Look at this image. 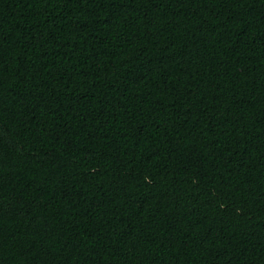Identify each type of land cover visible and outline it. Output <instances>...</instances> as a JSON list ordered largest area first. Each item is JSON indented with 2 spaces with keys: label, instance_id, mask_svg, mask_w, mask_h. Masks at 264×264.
I'll list each match as a JSON object with an SVG mask.
<instances>
[{
  "label": "trees",
  "instance_id": "16d2710c",
  "mask_svg": "<svg viewBox=\"0 0 264 264\" xmlns=\"http://www.w3.org/2000/svg\"><path fill=\"white\" fill-rule=\"evenodd\" d=\"M0 264H264V0H0Z\"/></svg>",
  "mask_w": 264,
  "mask_h": 264
}]
</instances>
